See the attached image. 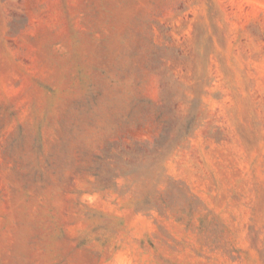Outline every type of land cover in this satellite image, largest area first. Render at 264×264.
Segmentation results:
<instances>
[{
	"label": "rangeland",
	"instance_id": "1",
	"mask_svg": "<svg viewBox=\"0 0 264 264\" xmlns=\"http://www.w3.org/2000/svg\"><path fill=\"white\" fill-rule=\"evenodd\" d=\"M0 264H264V0H0Z\"/></svg>",
	"mask_w": 264,
	"mask_h": 264
}]
</instances>
